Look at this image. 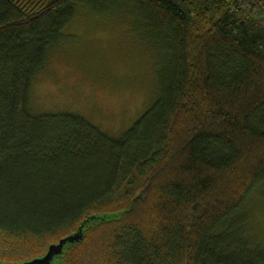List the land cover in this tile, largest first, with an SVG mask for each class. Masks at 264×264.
I'll use <instances>...</instances> for the list:
<instances>
[{
	"label": "trees",
	"instance_id": "obj_1",
	"mask_svg": "<svg viewBox=\"0 0 264 264\" xmlns=\"http://www.w3.org/2000/svg\"><path fill=\"white\" fill-rule=\"evenodd\" d=\"M127 28L152 64L140 117L112 135L38 112L34 83L64 31ZM264 0H0V263L264 264Z\"/></svg>",
	"mask_w": 264,
	"mask_h": 264
},
{
	"label": "rangeland",
	"instance_id": "obj_2",
	"mask_svg": "<svg viewBox=\"0 0 264 264\" xmlns=\"http://www.w3.org/2000/svg\"><path fill=\"white\" fill-rule=\"evenodd\" d=\"M127 30L116 23L76 19L34 83V108L78 113L112 135L129 129L153 93L154 74ZM247 207L252 225L264 235V208L255 192Z\"/></svg>",
	"mask_w": 264,
	"mask_h": 264
},
{
	"label": "water",
	"instance_id": "obj_3",
	"mask_svg": "<svg viewBox=\"0 0 264 264\" xmlns=\"http://www.w3.org/2000/svg\"><path fill=\"white\" fill-rule=\"evenodd\" d=\"M112 217L113 216L104 215L91 216L87 218L81 223L75 233L61 239L57 244L49 246L47 252L42 257L19 264H56L57 259L60 257V255H62L66 247L78 244L83 240L85 229L90 223L109 221L112 219Z\"/></svg>",
	"mask_w": 264,
	"mask_h": 264
}]
</instances>
